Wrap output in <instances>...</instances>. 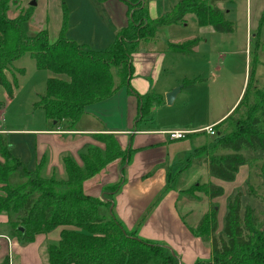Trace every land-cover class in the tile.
I'll return each instance as SVG.
<instances>
[{
    "label": "trees",
    "instance_id": "trees-1",
    "mask_svg": "<svg viewBox=\"0 0 264 264\" xmlns=\"http://www.w3.org/2000/svg\"><path fill=\"white\" fill-rule=\"evenodd\" d=\"M9 1L0 0V87L12 98L16 81L9 83L4 71L21 56L29 54L38 70L65 76L48 78L46 93L35 106L44 111L49 121L64 122L68 128L74 127L86 107L128 86L133 74L132 55L139 44L152 41L158 30L181 23L186 15H192L198 27L209 26L216 33L233 31V24L216 7L218 0H182L156 19L149 18L140 0H122L127 7L126 26L116 32L107 49L92 51L64 37L65 20L54 43L49 42L45 31L27 36L23 24L28 18H7ZM198 43L196 38L168 44L167 50L189 54ZM113 69L119 78L116 85ZM254 76L252 68L238 104L225 119L212 126L214 135L206 136V143L193 150L189 159L190 164L203 160L209 176L225 183H232L239 168L245 165L243 151L264 152V85L258 87ZM195 85L196 80L182 84L183 88ZM132 93L138 101L136 123L150 116L154 103H161L160 96ZM92 138L103 144L104 149L83 148L79 153L81 166L64 156L65 173L59 178L55 174L50 177L41 174L44 162L33 170L28 169L12 154L13 146L0 133V215L7 217V234L21 244H29L36 236L63 227L59 240L46 245V264H182L165 244L140 239L134 230H126L117 220L114 199L125 183V166L132 150H121L110 134L92 135ZM117 159H120V179L103 187L100 198L86 196L84 182ZM174 182L175 178L167 176L165 190L172 189ZM259 191L264 194V182L248 185L246 196L256 199ZM195 192L211 200L223 195V189L213 184H195L183 193L196 198ZM242 196L235 191L228 198L220 232L217 233L214 205L190 230L194 237L208 243L211 250L209 260H196L194 264H264V218L260 219L248 204L242 206ZM0 264H10L9 257Z\"/></svg>",
    "mask_w": 264,
    "mask_h": 264
},
{
    "label": "crops",
    "instance_id": "crops-1",
    "mask_svg": "<svg viewBox=\"0 0 264 264\" xmlns=\"http://www.w3.org/2000/svg\"><path fill=\"white\" fill-rule=\"evenodd\" d=\"M98 1L104 8L112 29L114 27L118 31L126 26V10L121 6L119 0ZM224 1L226 0L216 1V7L219 10L221 8L218 3ZM178 2L180 1L174 0V4ZM258 3L262 4V0ZM168 9H170V6ZM148 12L150 19H156L157 15L153 11ZM256 13H259V15L263 13L262 21L264 19L262 7H258ZM115 14H119L120 21H117ZM206 27L209 26L200 28ZM209 28L211 29V27ZM261 29V24L253 27L258 49L262 48L264 40ZM258 35L263 36L261 44H258L260 41ZM156 43L157 40L153 39L148 43L138 45L136 52L131 57L133 74L127 82L128 86L119 88L110 98L86 107L73 128H68L64 122L52 124L46 118L52 125L45 124L44 128L20 130L18 132L22 135L33 136L34 156L28 161L27 167L33 170L44 162L45 175L50 177L56 174L59 178H63L65 173L62 166L64 156L71 157L81 166L79 153L83 148L95 146L104 149V145L96 142L92 135H113L121 150H132L125 166V183L115 195L113 205L115 217L126 230H134L136 236L140 239L165 244L178 255L182 264H194L196 260H209L211 250L208 243L194 237L190 230L198 225L211 206L219 204L216 219L217 233L220 232L222 229L221 222L226 212V202L237 191L236 188H239L240 183L243 181L238 180V175L232 183L210 178L207 165L203 160L190 164L191 153L196 148L204 145L201 144V139L206 137L205 135L192 136L191 134L205 133L206 128L214 126L225 119L240 101L246 85L243 82L236 99L227 107L224 113L216 118L212 117L213 110L209 95L204 94L202 108L211 118L208 116V121L202 125L192 127L190 124L180 125L178 122H173L172 126L162 127L158 125L157 120L152 116L145 117L136 123L138 101L132 92L139 96H160L161 103H154L151 110V114H156L167 106L164 96L179 86L178 82L168 81L165 76L163 77V74L166 70V43L178 44L180 42H164L162 48L157 47ZM198 45L199 43L191 53L196 52ZM260 52L264 63V48ZM160 77L162 80H159ZM178 94L174 99V103ZM1 132L5 133L6 131L1 129ZM170 132L185 133L186 138L172 141L167 135ZM253 155L254 160L257 159L260 160V163H263L261 171L264 172V152L253 153ZM23 156L18 157V159L20 161L28 160V157ZM245 168V166L240 167L239 173ZM188 171L192 172L191 177L185 187H180L177 181L182 173ZM198 173H203V179H199ZM248 175L249 170L247 169L243 180H247ZM167 176L175 178V182L172 189L165 190ZM120 177V162L115 160L94 177L85 181L83 192L86 196L100 198L102 188L116 183ZM200 181L203 183H198ZM195 184L219 186L223 189V195L211 200L200 192L194 193L196 198L183 193ZM162 192L163 194L160 195ZM142 218L144 219L139 225ZM6 224L7 217L0 215V263L8 256L10 264H46L45 245L50 242L45 238L46 234L36 236L34 241L29 244H21L7 234ZM62 230L63 227L60 229L59 237ZM56 240L59 239L56 237Z\"/></svg>",
    "mask_w": 264,
    "mask_h": 264
},
{
    "label": "rangeland",
    "instance_id": "rangeland-1",
    "mask_svg": "<svg viewBox=\"0 0 264 264\" xmlns=\"http://www.w3.org/2000/svg\"><path fill=\"white\" fill-rule=\"evenodd\" d=\"M33 1L35 6H29ZM259 1L226 0L218 3L220 10L225 14V19L233 24V31L230 33H216L209 27L200 28L192 15H186L181 23L158 30L154 40H157V47L161 48L164 47V42L184 43L199 38L196 52L183 55L169 52L166 43V70L163 77L165 76L168 81L178 82L181 87L184 81L194 82L196 80L197 85L182 88L175 103L173 100L165 109L157 111L156 114H150L157 120L158 125L169 127L173 125V122H178L180 125L190 124L194 127L207 122L210 115L206 114L202 108L204 94L209 95L213 110L212 117H218L236 99L243 82L247 84L252 68L255 69L256 85L263 87L264 63L260 52L262 48H257L253 30L254 26L261 24V32L264 34V19L261 21L263 13L260 15L256 13L258 7L264 10V0L262 4H259ZM119 2L127 11L123 1L119 0ZM142 3L147 11L154 12L155 9L154 13L157 17L168 11L169 6L171 9L176 4L174 0H140V4ZM6 16L8 19L22 16L28 18L23 24L26 35L32 37L45 31L50 43H54L58 38L62 22L65 20L64 37L73 40L83 49L92 51L107 49L111 41H114L117 32L114 27L112 29L110 26L105 10L98 0H10ZM115 17L117 21H120L119 14H115ZM262 37L258 35L260 39L258 44H261ZM20 71L22 74H19ZM112 75L114 85L118 84L119 78L114 69ZM4 77L9 83L15 80L16 86L13 87L12 98H9L5 89L0 87V133L4 134L6 140L13 146L12 154L15 157L20 158L22 155L28 157V160L23 158L27 165L34 156L33 136L22 135L18 131L44 128L45 124H53L46 120L44 111L37 108L35 104L45 95L48 78H65V76H56L49 71L38 70L35 60L29 54H24L8 66L4 71ZM159 80L162 78L160 77ZM1 129L6 132H1ZM206 141L204 137L201 139V144H205ZM242 155L246 159L244 166L249 170V175L247 180H243L247 169L241 170L240 173L237 172L238 180L243 182L236 189L243 195L242 206L248 204L260 219H263L264 201L262 198L264 197L262 196L264 194L262 191L257 192L256 199L246 196L248 185L254 186L259 182H264V172L261 171L263 163L257 159L252 160L251 157L254 156L252 152L243 151ZM117 160L120 162V159ZM44 170L42 169L41 174L46 176ZM191 174V171L182 173L177 184L185 187ZM198 177L203 179V173H198ZM201 181L198 183H203ZM214 207L217 209L219 204ZM221 223L223 227V221ZM60 229L61 227H58L46 233L45 238L50 242H57L56 237L59 239ZM46 247L45 245V252Z\"/></svg>",
    "mask_w": 264,
    "mask_h": 264
},
{
    "label": "built area",
    "instance_id": "built-area-1",
    "mask_svg": "<svg viewBox=\"0 0 264 264\" xmlns=\"http://www.w3.org/2000/svg\"><path fill=\"white\" fill-rule=\"evenodd\" d=\"M204 132L209 135V136H213L214 135V130L212 129V126L211 127H208L204 130ZM169 135V139L172 140V141H178V140H182L184 139L185 137V133H182V132H170L168 133Z\"/></svg>",
    "mask_w": 264,
    "mask_h": 264
},
{
    "label": "water",
    "instance_id": "water-1",
    "mask_svg": "<svg viewBox=\"0 0 264 264\" xmlns=\"http://www.w3.org/2000/svg\"><path fill=\"white\" fill-rule=\"evenodd\" d=\"M29 6L34 7L35 2L34 1L31 2ZM180 90H181V86H178L164 96L166 105H170L173 102V100L175 99L176 95L179 93Z\"/></svg>",
    "mask_w": 264,
    "mask_h": 264
}]
</instances>
